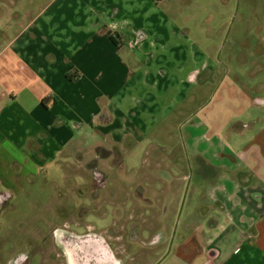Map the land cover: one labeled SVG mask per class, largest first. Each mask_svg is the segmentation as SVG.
Here are the masks:
<instances>
[{"label": "crops", "instance_id": "crops-1", "mask_svg": "<svg viewBox=\"0 0 264 264\" xmlns=\"http://www.w3.org/2000/svg\"><path fill=\"white\" fill-rule=\"evenodd\" d=\"M166 1L31 0L0 28V194L12 204L62 156L73 190L67 182L74 173L87 180L90 162L180 126L204 189L199 223L186 220L196 238H184L181 264H264V125L251 120L225 141L194 120L207 98L200 111L183 110L216 66L167 23Z\"/></svg>", "mask_w": 264, "mask_h": 264}, {"label": "rangeland", "instance_id": "rangeland-1", "mask_svg": "<svg viewBox=\"0 0 264 264\" xmlns=\"http://www.w3.org/2000/svg\"><path fill=\"white\" fill-rule=\"evenodd\" d=\"M30 1L0 0V28L16 23L23 6H33ZM160 10L167 18V23L182 30L188 40L194 42L200 52L216 66L209 81L199 85L194 97L181 105L183 110L196 113L207 104L204 103L207 98V108L194 120L212 126L214 132L225 141H229L236 130H243V125L251 120L260 126L264 125V104H256L258 100L264 102V0H167ZM10 56L5 55L3 59ZM173 126L164 125L148 139L135 145L130 153H122L123 169L115 168L116 157L110 152V158L100 162L99 170L108 179L106 189L99 198L103 205L97 213L86 214L90 201L96 200L92 193L93 174H89L86 180L74 173L75 180L69 179L67 182V186H72L73 190L66 188L59 163L69 160L63 156L50 169L51 173L29 180L16 195L13 205L9 202L5 212L0 211V264H7L13 255L27 250L32 251V264H65L60 255L56 262H52L50 251L42 245V237L49 235L56 226L63 227L66 223L74 225L79 217H83L84 224H92L98 230L113 229L114 207L117 206L126 208L124 213H120V220L115 222V234H119L120 238L115 241L114 250L121 252L117 264H181L180 250L177 248L183 245L184 238L190 234L193 240L196 238L193 228L186 226V220L189 218L191 224L199 223V215H202L199 209L201 199L196 192L204 189L203 186L199 187L201 182L197 177L195 160L188 149V134L184 128ZM161 152L164 153L163 158L155 156ZM98 153L108 156L106 152ZM174 157L175 161H179V168L176 166L172 168L173 173H168L169 177L177 179L184 170L180 181L170 185L162 180H152L154 187L159 186L164 190L170 185L173 188L176 195L173 210L175 207L181 209L184 204L174 246L172 249L167 246L173 228L174 218H171L169 226L172 225L166 232L167 242L153 248L136 244L137 254L126 258L124 256L135 248V243L126 239L127 231L123 229L132 216L146 231L142 233L144 241L149 242L160 229L156 221L161 213L160 208L148 212L144 205L135 203L133 188L138 185L145 187L149 170L160 166L166 171ZM75 165L78 166V163ZM193 173L192 181L187 183L188 176L191 177ZM76 182L80 186L76 187ZM81 205L86 213L79 210ZM204 212L208 216L212 213ZM175 218L177 223L178 217Z\"/></svg>", "mask_w": 264, "mask_h": 264}, {"label": "flooded vegetation", "instance_id": "flooded-vegetation-1", "mask_svg": "<svg viewBox=\"0 0 264 264\" xmlns=\"http://www.w3.org/2000/svg\"><path fill=\"white\" fill-rule=\"evenodd\" d=\"M99 151L103 152L102 149H99ZM113 156L116 157L115 168L123 169L124 165L120 155L114 153ZM99 157H102V154H99ZM99 163L100 160L92 161L88 164V167L93 171L92 193L96 200L90 201V208L87 209V213L85 212V209H82L84 206L81 205L79 210L86 214H89L90 212L97 213L103 205L99 201V198H101V192L106 189L108 177L105 173L99 170ZM193 176L194 173L191 177L188 176L187 183L192 181ZM146 179H148V181L146 182L145 187L138 184L137 187H132L133 201L144 205L148 212H151V210L156 207L160 208L161 213L156 220L160 225V229L155 235H153L149 242L144 241L142 233H145L146 231L142 229L140 223H138L135 220V217L132 216L123 229L127 231V234H125L126 239H128V242L130 243H135V248H132L129 253L124 256L126 258H132V256L137 254L138 250H136V244L153 248L156 246H162L167 242L168 238L166 232L168 227L172 225L169 226V220H171V218L172 220L174 218L172 225L173 228L167 244L170 249L174 246L177 237L178 222L180 221L184 204L181 209H176L175 207L173 210L176 195L170 185L173 182L180 181V178L178 177L175 179L172 176L169 177L167 171L162 170L160 166H156L154 169L149 170ZM153 179L162 180L165 184L170 185H167L164 190L159 186V188L156 186L154 187L152 186ZM10 198V193L0 194V211H4ZM155 200L158 201V203L155 202ZM114 209L113 229L106 228L105 230H98V228L92 224H84L83 217H79L74 225L72 223H66L63 227L56 226L49 235H44L42 237V245L45 250L50 251L52 262H56L57 256L60 255L64 258L65 264H117L116 262L120 259L121 252L119 253L114 250L116 247L115 241L120 238L119 234H115L117 230L115 222L120 220V213H124L126 208L124 206H117L114 207ZM176 210L177 213H175ZM176 216L178 217L177 223L175 222ZM177 249L180 250L181 246H178ZM7 264H32V251L27 250L26 252L13 255L8 260Z\"/></svg>", "mask_w": 264, "mask_h": 264}]
</instances>
